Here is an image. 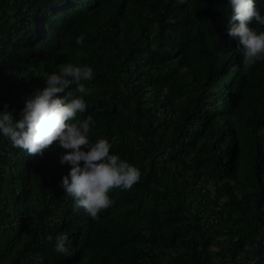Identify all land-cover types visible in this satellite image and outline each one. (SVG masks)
I'll return each instance as SVG.
<instances>
[{
	"label": "trees",
	"instance_id": "16d2710c",
	"mask_svg": "<svg viewBox=\"0 0 264 264\" xmlns=\"http://www.w3.org/2000/svg\"><path fill=\"white\" fill-rule=\"evenodd\" d=\"M231 15L228 0H0V111L19 119L45 74L89 65L77 118L141 172L94 220L61 187L68 150L0 135V264H264V60L244 69Z\"/></svg>",
	"mask_w": 264,
	"mask_h": 264
},
{
	"label": "clouds",
	"instance_id": "9594fccd",
	"mask_svg": "<svg viewBox=\"0 0 264 264\" xmlns=\"http://www.w3.org/2000/svg\"><path fill=\"white\" fill-rule=\"evenodd\" d=\"M184 3L185 0H179ZM231 22L228 35L238 39V49L243 56L245 70L264 60V31H257L249 25L255 21L264 27V13L257 0H228ZM86 36L76 37V44L82 46ZM93 67L67 63L59 72L45 74L47 86L24 98V107L19 119L9 105L0 111V135L8 139L13 147L24 150L31 156L43 157L46 150L59 142L68 150L60 158L62 165H71L70 172L63 176L61 187L74 199V210H85L91 218L98 219L102 210L113 203L109 193L113 189L130 190L141 179L140 170L133 164L110 154L113 142L100 138L90 141V126L95 125L92 115L78 119L88 105L84 97L90 95L87 84L94 79ZM78 98L70 99L72 92L61 95L72 86ZM83 162V164H81ZM47 239L51 242L52 236ZM72 241L67 233L55 237V251L65 256L71 255Z\"/></svg>",
	"mask_w": 264,
	"mask_h": 264
},
{
	"label": "rangeland",
	"instance_id": "374dc122",
	"mask_svg": "<svg viewBox=\"0 0 264 264\" xmlns=\"http://www.w3.org/2000/svg\"><path fill=\"white\" fill-rule=\"evenodd\" d=\"M119 107H120V109H122V110L124 109V105H120ZM185 263H186V262H185ZM187 263H188V262H187Z\"/></svg>",
	"mask_w": 264,
	"mask_h": 264
}]
</instances>
